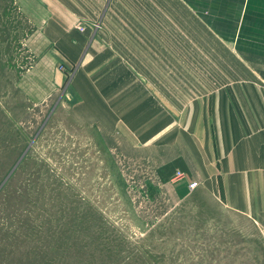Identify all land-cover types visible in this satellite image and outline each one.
Returning <instances> with one entry per match:
<instances>
[{
  "label": "rangeland",
  "instance_id": "obj_1",
  "mask_svg": "<svg viewBox=\"0 0 264 264\" xmlns=\"http://www.w3.org/2000/svg\"><path fill=\"white\" fill-rule=\"evenodd\" d=\"M109 1L93 30L135 57L140 80L186 86L239 62L184 0ZM27 10L0 0V264H264L193 259L192 202L162 224L161 200L150 199L160 174L76 117L75 65Z\"/></svg>",
  "mask_w": 264,
  "mask_h": 264
},
{
  "label": "crops",
  "instance_id": "obj_2",
  "mask_svg": "<svg viewBox=\"0 0 264 264\" xmlns=\"http://www.w3.org/2000/svg\"><path fill=\"white\" fill-rule=\"evenodd\" d=\"M184 2L218 38L233 44L236 58L241 56L238 63L220 65L222 74L186 86L168 85L162 77L138 79L135 57L111 47L109 33L93 30L94 23L108 19L109 0H23V5L34 22L49 25L48 38L62 62L69 69L75 65L76 117L100 126L112 136L114 149L134 153L160 174L151 179L160 190L150 199L161 200L162 224L172 212L182 214L174 207L178 202H192L193 259L260 261L264 0ZM79 23L86 25L84 31ZM106 52L112 56H103ZM178 171L185 177L175 179ZM193 181L199 185L190 190Z\"/></svg>",
  "mask_w": 264,
  "mask_h": 264
},
{
  "label": "built area",
  "instance_id": "obj_3",
  "mask_svg": "<svg viewBox=\"0 0 264 264\" xmlns=\"http://www.w3.org/2000/svg\"><path fill=\"white\" fill-rule=\"evenodd\" d=\"M78 28H79L80 30L84 31V30H85V25H83V24H79V25H78ZM184 176H185V175L183 174L182 171H178V172L176 173L175 179H181V178H184ZM198 185H199L198 181H193V182H191V183L189 184L190 190H194L195 188L198 187Z\"/></svg>",
  "mask_w": 264,
  "mask_h": 264
}]
</instances>
